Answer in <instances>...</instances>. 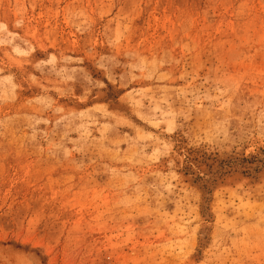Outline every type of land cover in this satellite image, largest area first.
Segmentation results:
<instances>
[{
  "label": "rangeland",
  "instance_id": "obj_1",
  "mask_svg": "<svg viewBox=\"0 0 264 264\" xmlns=\"http://www.w3.org/2000/svg\"><path fill=\"white\" fill-rule=\"evenodd\" d=\"M0 264H264V0H0Z\"/></svg>",
  "mask_w": 264,
  "mask_h": 264
},
{
  "label": "bare ground",
  "instance_id": "obj_2",
  "mask_svg": "<svg viewBox=\"0 0 264 264\" xmlns=\"http://www.w3.org/2000/svg\"><path fill=\"white\" fill-rule=\"evenodd\" d=\"M208 216V215H207ZM204 233V232H203ZM206 234V233H205ZM204 236V235H203Z\"/></svg>",
  "mask_w": 264,
  "mask_h": 264
}]
</instances>
